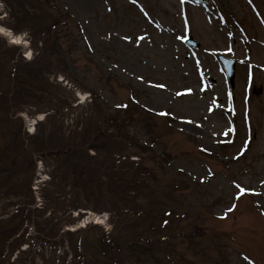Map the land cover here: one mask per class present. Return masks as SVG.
<instances>
[{
    "label": "rangeland",
    "instance_id": "obj_1",
    "mask_svg": "<svg viewBox=\"0 0 264 264\" xmlns=\"http://www.w3.org/2000/svg\"><path fill=\"white\" fill-rule=\"evenodd\" d=\"M206 2L202 6L190 0H56L54 4L71 20L70 31L61 32L54 44L37 42L41 57L49 56L53 63L52 55H59L65 61L62 66L67 74L62 75L73 82L59 84L72 97L79 89L89 99L97 94V101L110 112L124 102H135L128 108L137 112L129 134L149 147L141 156L152 169L150 185L134 196L139 208L125 206L118 215L111 209L102 212L109 218L112 241L115 236L125 238H119L118 247L106 243L100 225L81 227L84 214L76 216L79 208L75 210L71 202V184L41 182L36 190L31 185L39 211L46 210L44 217L61 221V228L54 240L36 243L32 253L24 251L33 241L28 231L23 237L15 235L0 253V262L13 264L22 256L18 264L22 260L26 264H74L83 253L87 264H137V260L140 264H264V0ZM9 20V8L0 0V24ZM17 34L22 43H11L9 36L8 40L0 33V50L11 46L13 58L23 53L35 57L28 31ZM186 35L200 44L199 49L183 44ZM69 46L71 55L66 53ZM12 51L0 52L1 89L9 80ZM218 53L240 63L235 67L233 87L215 59ZM33 110L28 104L22 112L30 116ZM40 113L37 121L45 114ZM70 123L64 120L61 131ZM68 133L76 138L73 130ZM150 138L156 139L154 144ZM5 145L9 146V139L1 135L0 148ZM2 157L0 217L16 208L10 205L14 196L7 188L26 178H33L32 184L38 174L34 165L22 176L20 165L10 163L8 152ZM34 157L42 160L47 175L63 166L50 156ZM110 192L97 196L99 207L112 205L116 195L113 188ZM41 193L45 195L42 202ZM167 210L169 216L164 214ZM164 217L168 223L159 228ZM124 218L141 221L140 235L152 239L137 240L135 248H130L127 239L135 230L123 227ZM73 229L77 231L67 232ZM32 232L36 234L34 228ZM2 245L1 239L0 250Z\"/></svg>",
    "mask_w": 264,
    "mask_h": 264
},
{
    "label": "trees",
    "instance_id": "obj_2",
    "mask_svg": "<svg viewBox=\"0 0 264 264\" xmlns=\"http://www.w3.org/2000/svg\"><path fill=\"white\" fill-rule=\"evenodd\" d=\"M3 1L9 8L10 19L5 24L16 33L28 31L37 55L25 60L21 56L13 58L15 51L11 50L13 49L11 46L5 51L0 50L2 54L12 51V55L9 56V59L11 57L12 59L7 67L9 80L5 88H0V122L6 126V130L0 132V136L6 135L9 139V146L0 148V158L3 155V160L8 152L10 163L20 165L22 176L33 168L34 155L50 156L57 159L58 163H63L62 167L51 170L47 183L58 186L57 182L63 180L71 184V202L76 204L75 209L83 206L90 207L96 212L111 209L116 215L119 212L121 214L125 206L126 209H135L138 204L134 196L137 190L149 186V176L152 172L151 166L141 156L148 148L137 144L128 132L137 112L129 110V106L109 112L103 108L102 102L97 101L95 95L92 96L91 102L74 106L75 97L69 95L55 80L56 75L67 74L66 67L62 66L65 61L60 59L59 55H52L55 61L53 63L50 62L51 58L49 61V56L44 60L41 57L42 52H39L36 46L37 42L44 44L47 40L54 44L61 38V32L66 29L67 32L70 31L68 22L71 20L67 14L60 10L58 4H54L56 0H51L50 6L48 5L50 0ZM74 26L80 30V26L77 24ZM67 49L66 53L71 55V47ZM14 50L18 48L14 47ZM2 68L3 63L0 60V71H3ZM28 104L33 106L35 111L47 114L36 126L34 134L27 137L22 132L20 119L15 117V114ZM66 119L71 123L66 124L61 131ZM68 127L71 130L68 131ZM72 130L76 138L69 136L68 132ZM90 150L93 154L89 153ZM133 154L138 156V160L130 159V155ZM26 179L14 183L12 189L7 188L14 196L10 205H15L16 208L10 216L0 219V240L3 241L0 253L5 251L10 241L26 224L34 226L36 234L33 238L37 241L55 238L61 228V221H54V217H44L46 210L39 211L33 207L29 186L31 178ZM93 185L96 189H93ZM112 188L116 195L115 200L110 201L112 205L106 207L100 204L99 207L97 196L112 194L110 192ZM43 196L45 197L44 194ZM132 220L134 219L124 218L123 223L126 225L122 226L125 229L134 226L133 236L127 239L128 246L134 249L135 241L150 239L151 236H141V221ZM23 236L22 231L18 237ZM120 237L122 240L125 239L123 236H115L116 239L113 237L112 241L111 234L107 239L109 243H114L118 247ZM32 250L31 246L29 252ZM21 258L22 256L13 264L20 263ZM7 260L8 258L5 259ZM137 261L139 262L137 264H140V260ZM21 262L26 263L24 260Z\"/></svg>",
    "mask_w": 264,
    "mask_h": 264
},
{
    "label": "water",
    "instance_id": "obj_3",
    "mask_svg": "<svg viewBox=\"0 0 264 264\" xmlns=\"http://www.w3.org/2000/svg\"><path fill=\"white\" fill-rule=\"evenodd\" d=\"M186 42L194 45V46H197V44L191 40V38H188L186 40ZM223 65L225 66V69H226V72L228 74V77L232 80V76H233V63L234 61L232 60H229V59H226V58H223V57H220Z\"/></svg>",
    "mask_w": 264,
    "mask_h": 264
},
{
    "label": "snow or ice",
    "instance_id": "obj_4",
    "mask_svg": "<svg viewBox=\"0 0 264 264\" xmlns=\"http://www.w3.org/2000/svg\"><path fill=\"white\" fill-rule=\"evenodd\" d=\"M0 33H4L6 36H10L11 35V32L10 30L6 27V24H0ZM26 35V34H25ZM16 43H20L21 42V39L20 38H17ZM191 91V90H189Z\"/></svg>",
    "mask_w": 264,
    "mask_h": 264
},
{
    "label": "bare ground",
    "instance_id": "obj_5",
    "mask_svg": "<svg viewBox=\"0 0 264 264\" xmlns=\"http://www.w3.org/2000/svg\"><path fill=\"white\" fill-rule=\"evenodd\" d=\"M19 38H20V37H19ZM11 39H12V42H15L17 38H16V37H14V38L11 37ZM15 43H16V42H15Z\"/></svg>",
    "mask_w": 264,
    "mask_h": 264
}]
</instances>
